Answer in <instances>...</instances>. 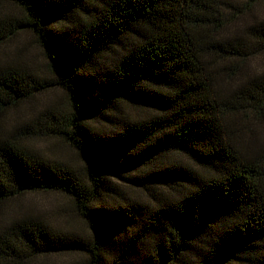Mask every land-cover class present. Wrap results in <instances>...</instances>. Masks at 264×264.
Masks as SVG:
<instances>
[{
    "label": "trees",
    "instance_id": "1",
    "mask_svg": "<svg viewBox=\"0 0 264 264\" xmlns=\"http://www.w3.org/2000/svg\"><path fill=\"white\" fill-rule=\"evenodd\" d=\"M8 1L25 20H0V47L31 31L50 86L69 102L34 135L62 140L84 165L0 136V211L61 193L89 235L17 218L0 231V264L70 254L85 264H264V139L238 136L252 120L264 125V68L254 66L264 0ZM248 17L244 33L231 32ZM48 86L1 64L0 128Z\"/></svg>",
    "mask_w": 264,
    "mask_h": 264
},
{
    "label": "rangeland",
    "instance_id": "2",
    "mask_svg": "<svg viewBox=\"0 0 264 264\" xmlns=\"http://www.w3.org/2000/svg\"><path fill=\"white\" fill-rule=\"evenodd\" d=\"M258 18H264V4L257 10ZM25 20L23 10L8 0H0L1 22ZM242 21V20H241ZM252 22L248 17L240 25L231 29V32L244 33V26ZM239 28V30L237 29ZM226 35H232L228 33ZM12 64L31 71L40 82H46L49 86L35 93L27 103L21 104L4 116L3 125L0 128V136L17 137L20 142L35 150L45 157L54 160H62L82 168L84 163L67 143L57 138L36 136L34 132L45 122V115L49 111L66 109L69 105L66 93L57 86H50L55 82L50 72L48 60L38 45L34 34L29 30H23L12 41L0 47V65ZM256 69L264 68V58L254 62ZM248 125V122H243ZM30 129V130H29ZM247 132L238 131V136L243 145L259 143L264 139V125L258 120L250 122ZM28 132V136L26 135ZM25 134V135H24ZM33 134V135H32ZM122 183V182H121ZM123 188L127 196L135 199L142 196L127 182H123ZM146 199V198H145ZM24 216L37 217L47 222L55 230L75 233L80 237L89 235L86 224L74 209L73 202L69 197L57 192L29 193L7 203L0 211V231L11 221ZM27 264H85L82 255H53L32 260Z\"/></svg>",
    "mask_w": 264,
    "mask_h": 264
}]
</instances>
